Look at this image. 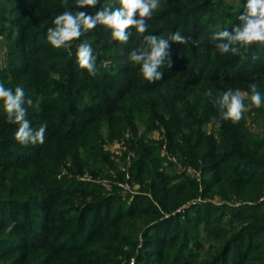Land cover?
Instances as JSON below:
<instances>
[{
	"label": "trees",
	"instance_id": "16d2710c",
	"mask_svg": "<svg viewBox=\"0 0 264 264\" xmlns=\"http://www.w3.org/2000/svg\"><path fill=\"white\" fill-rule=\"evenodd\" d=\"M220 1L158 0L147 31L129 27L126 42L82 17L81 36L54 48L57 16L95 19L119 0H0V84L23 89L33 135L46 125L43 144L18 142L0 99V264H264V130L245 113L221 118L223 95L238 91L264 125V106L249 108L253 84L264 101V43L216 37L235 34L247 4ZM149 36L167 41L151 81L130 61L151 51ZM81 43L93 50L94 76L78 64ZM154 129L163 131L156 142ZM126 131L122 157L105 149ZM163 146L199 176L173 170L157 154ZM134 184L138 192L122 194Z\"/></svg>",
	"mask_w": 264,
	"mask_h": 264
},
{
	"label": "clouds",
	"instance_id": "9594fccd",
	"mask_svg": "<svg viewBox=\"0 0 264 264\" xmlns=\"http://www.w3.org/2000/svg\"><path fill=\"white\" fill-rule=\"evenodd\" d=\"M78 4L95 5L96 0H77ZM120 7L112 11L105 8L99 11L93 17H85L84 13L78 12L76 15L65 11L57 16L54 23L57 25L55 31L49 29L48 41L54 48L66 47L74 39L81 36L80 23L83 17V23L87 29H92L97 21L112 29L114 39L126 42L128 36L126 29L135 27L138 33L147 31L145 23L146 18H150L154 9L158 6V0H119ZM139 17L138 19L136 17ZM243 23L234 29V35L227 30L218 31L215 36L218 38H227L231 44L240 42L241 46H248L253 43H264V0H247L245 12L239 16ZM146 39L150 42L151 51L137 55L132 52L130 61L134 64H142V73L145 79L151 81L153 78L159 79V74L155 73L156 67L161 63L164 50L167 47L165 39L156 36H149ZM175 41H182L183 37L176 33L172 36ZM222 52L229 50L228 44L220 46ZM233 53H238L239 49H232ZM78 64L81 68L87 69L90 75L96 74L94 67L95 57L93 50L88 43H81L77 50ZM252 95L249 108H259L262 104V97L256 89V85H251ZM24 91L21 87H16L15 95L11 89H6L0 84V99L4 100V108L7 113V119L10 123L19 125L15 132V139L22 144H43L45 138L46 125H41L33 135V129L30 128V122L25 119L26 109L21 107ZM31 103V101H28ZM221 107H226L227 111L222 113V120H232L237 122L242 118L243 112L248 109L242 103V97L237 91L233 94L231 90L223 95ZM13 116L15 117L13 119Z\"/></svg>",
	"mask_w": 264,
	"mask_h": 264
},
{
	"label": "rangeland",
	"instance_id": "374dc122",
	"mask_svg": "<svg viewBox=\"0 0 264 264\" xmlns=\"http://www.w3.org/2000/svg\"><path fill=\"white\" fill-rule=\"evenodd\" d=\"M239 0H221L220 1V4L222 3V2H225V4H236L237 2H238ZM210 14H212V17H211V20H217L218 19V14H217V12H216V10L214 9L213 11H212V13H210ZM209 24H211L212 26H214L215 25V22L214 21H212L211 23H209ZM3 41H4V37L0 34V50H1V48H3V49H5V43H3ZM4 63V58H2V60H0V64H3ZM239 94L241 95V97H242V103L243 104H246L247 103V100H248V96H247V94L246 93H244V92H239ZM262 105L264 106V101L262 100ZM243 113H245V119H246V121H247V125L252 129V130H254V131H259V130H264V125H261L260 127L257 125V123L253 120L254 119V117H255V114L253 113V111H251L250 113L249 112H247V111H245V112H243ZM210 129V125H208V129L207 130H209ZM162 135H163V131L161 130H158V129H154V130H152L151 132H149L148 134H147V136L149 137V138H151V140H153L154 142H156L157 140H161V138H162ZM129 137H131V133H129V131H126L125 133H124V135L122 136V137H120V139L119 140H114V141H112L111 143H108V145L107 146H105V149L106 150H109L110 152H112V153H115L117 156H119V157H122L123 156V153L124 152H126L127 151V146H126V141H127V139L129 138ZM157 154H159V156H161V157H163V158H165V159H167V152H165V147L163 146L161 149H160V151H158L157 152ZM132 154H131V152H128L127 153V156H126V159H128L129 158V156H131ZM168 155H170V156H174L175 157V159L177 158L178 159V155H171V154H168ZM164 159V160H165ZM177 159H176V162H173L172 161V159L170 160L173 164H172V169L173 170H175L176 172H178V173H180V172H182V171H184L185 170V172L188 174V175H190V176H192V177H198L199 176V174L198 175H196V173H198V172H196V171H193L191 168H189V167H187V168H185V167H183L181 164H179V163H177ZM127 163H128V161H127ZM164 164L166 165V164H168V162H164ZM129 190L131 191V193H136V192H138L139 191V185L138 184H134L133 186H130V187H125V188H123V190H122V194H124V192H125V194L127 193L128 194V192H129ZM264 201V196H262L260 199H259V201ZM219 204V203H218Z\"/></svg>",
	"mask_w": 264,
	"mask_h": 264
},
{
	"label": "built area",
	"instance_id": "2783aa9c",
	"mask_svg": "<svg viewBox=\"0 0 264 264\" xmlns=\"http://www.w3.org/2000/svg\"><path fill=\"white\" fill-rule=\"evenodd\" d=\"M2 58H3V54H2V52H0V60H2ZM168 157V159L169 160H171L172 159V161L173 162H176V159H175V157L174 156H170V155H167ZM178 163V162H177ZM125 187H127V185H123V188H125Z\"/></svg>",
	"mask_w": 264,
	"mask_h": 264
}]
</instances>
